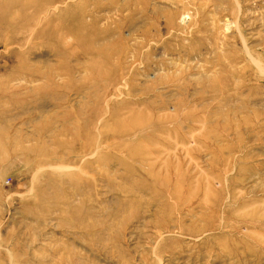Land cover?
I'll return each mask as SVG.
<instances>
[{"label":"rangeland","instance_id":"1","mask_svg":"<svg viewBox=\"0 0 264 264\" xmlns=\"http://www.w3.org/2000/svg\"><path fill=\"white\" fill-rule=\"evenodd\" d=\"M0 264H264V0H0Z\"/></svg>","mask_w":264,"mask_h":264}]
</instances>
